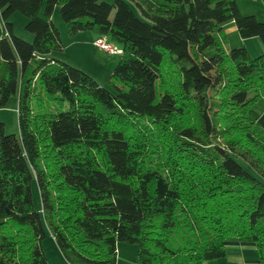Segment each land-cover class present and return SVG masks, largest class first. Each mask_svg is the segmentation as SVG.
Wrapping results in <instances>:
<instances>
[{
  "label": "trees",
  "instance_id": "obj_1",
  "mask_svg": "<svg viewBox=\"0 0 264 264\" xmlns=\"http://www.w3.org/2000/svg\"><path fill=\"white\" fill-rule=\"evenodd\" d=\"M56 6L69 36L120 45L110 88L49 55ZM228 21L264 50L236 0H0V107L17 97L19 131L0 121V264H51L46 228L67 264H116L119 241L135 264H202L229 239L264 264V51L228 47Z\"/></svg>",
  "mask_w": 264,
  "mask_h": 264
},
{
  "label": "rangeland",
  "instance_id": "obj_2",
  "mask_svg": "<svg viewBox=\"0 0 264 264\" xmlns=\"http://www.w3.org/2000/svg\"><path fill=\"white\" fill-rule=\"evenodd\" d=\"M112 2L113 0H103ZM52 19L60 33H62L61 40L64 45L61 51H52V56L68 62L70 65L80 68L96 82L103 87L110 88L108 78L113 72V69L118 62L121 52L108 53L99 48H92L86 41L87 33H92L90 30L80 31L76 36H69L66 30V24L61 20L58 7L56 6ZM13 24V33L25 40L31 41L33 35L25 30L26 17L20 12H14L9 19ZM237 32V31H236ZM226 40L229 41L228 46H238L243 43H235L234 33L229 30V27L224 28ZM112 46L121 50L120 45L105 38ZM257 39V38H256ZM261 46L259 50L250 49V56L256 57L261 53ZM65 60H64V59ZM68 60V61H67ZM17 97L12 96L6 105L0 107V121L4 123V131L6 134L18 135V119H17ZM31 194L33 206L36 210H41V202L39 197L38 185L35 179L31 183ZM43 251L51 264H67L66 259L61 254L51 234L46 228V235L42 240ZM116 264H135L137 245L134 243L119 241L116 244ZM188 264H195L190 262Z\"/></svg>",
  "mask_w": 264,
  "mask_h": 264
},
{
  "label": "crops",
  "instance_id": "obj_3",
  "mask_svg": "<svg viewBox=\"0 0 264 264\" xmlns=\"http://www.w3.org/2000/svg\"><path fill=\"white\" fill-rule=\"evenodd\" d=\"M236 2L242 14H253L259 20L264 21V0H236ZM227 27H229V30L234 33L233 35L235 36V43H243L248 52H250V49L254 51L259 50L260 46L262 48L261 53L264 51L262 44L257 37L241 38L233 21L226 22L222 27L221 34L225 35V38L226 34H224V28ZM60 34L62 36V33ZM98 37L108 38L107 36H99L94 31H92V33H87V36L85 38L86 41H88V43L92 46V48H98L93 44V41ZM226 44L228 46L229 41L226 40ZM49 55L52 56L51 53ZM225 248L226 254L224 257L204 261L202 262V264H260L257 249L253 243L229 239L225 242Z\"/></svg>",
  "mask_w": 264,
  "mask_h": 264
},
{
  "label": "built area",
  "instance_id": "obj_4",
  "mask_svg": "<svg viewBox=\"0 0 264 264\" xmlns=\"http://www.w3.org/2000/svg\"><path fill=\"white\" fill-rule=\"evenodd\" d=\"M93 44L101 50H104L108 53H117L121 52V50L112 46L104 37H98L93 41Z\"/></svg>",
  "mask_w": 264,
  "mask_h": 264
}]
</instances>
